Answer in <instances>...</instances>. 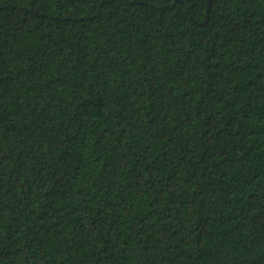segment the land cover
<instances>
[{
    "label": "trees",
    "instance_id": "trees-1",
    "mask_svg": "<svg viewBox=\"0 0 264 264\" xmlns=\"http://www.w3.org/2000/svg\"><path fill=\"white\" fill-rule=\"evenodd\" d=\"M0 264H264V0H0Z\"/></svg>",
    "mask_w": 264,
    "mask_h": 264
}]
</instances>
